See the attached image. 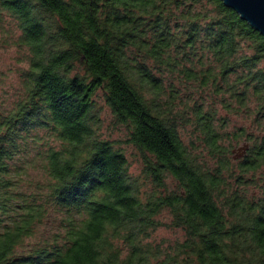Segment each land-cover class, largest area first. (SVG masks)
Returning <instances> with one entry per match:
<instances>
[{
  "label": "trees",
  "instance_id": "obj_1",
  "mask_svg": "<svg viewBox=\"0 0 264 264\" xmlns=\"http://www.w3.org/2000/svg\"><path fill=\"white\" fill-rule=\"evenodd\" d=\"M8 20L28 68L0 103V264H264L258 30L223 0H0ZM98 96L140 173L98 135ZM41 131L46 191L16 193L10 161ZM162 226L184 238L155 241Z\"/></svg>",
  "mask_w": 264,
  "mask_h": 264
},
{
  "label": "rangeland",
  "instance_id": "obj_2",
  "mask_svg": "<svg viewBox=\"0 0 264 264\" xmlns=\"http://www.w3.org/2000/svg\"><path fill=\"white\" fill-rule=\"evenodd\" d=\"M19 33L12 21L8 20L4 23V26H0V103H3L6 107H11L14 100L20 96L23 90V72L28 68L27 48L20 46L16 41ZM98 102L100 106L95 111L97 117H99L98 135L102 138L118 141V145L122 147L129 158L131 172L134 174L140 173L142 168L141 157L131 144L125 142L126 130L117 126L102 97L98 96ZM239 123L237 122V124ZM39 137L40 143H38V139L34 143H30L25 152L18 154L13 161H10V167L13 170H18V176L13 174L16 175L15 179L17 180L16 193H22L26 196H42L46 191L44 185L47 183L48 178L33 160L36 159L39 151L48 149L52 138L47 136L46 131H41ZM17 203H21V199H18ZM161 218L170 222L171 216L166 212L162 214ZM48 221L46 218L40 226V236L50 229ZM183 238L184 232L180 228L171 226H162L153 235L155 241H163L166 244ZM34 240L35 237H28L25 240V245H31Z\"/></svg>",
  "mask_w": 264,
  "mask_h": 264
},
{
  "label": "water",
  "instance_id": "obj_3",
  "mask_svg": "<svg viewBox=\"0 0 264 264\" xmlns=\"http://www.w3.org/2000/svg\"><path fill=\"white\" fill-rule=\"evenodd\" d=\"M224 4L235 11L264 36V0H223ZM249 147L248 142L235 148L234 157H242Z\"/></svg>",
  "mask_w": 264,
  "mask_h": 264
}]
</instances>
